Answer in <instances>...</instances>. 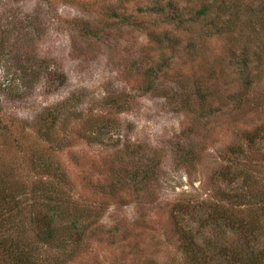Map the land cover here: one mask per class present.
Here are the masks:
<instances>
[{
	"label": "rangeland",
	"instance_id": "1",
	"mask_svg": "<svg viewBox=\"0 0 264 264\" xmlns=\"http://www.w3.org/2000/svg\"><path fill=\"white\" fill-rule=\"evenodd\" d=\"M259 58L264 0H0V184H64L96 227L70 259L49 248L37 259L193 264L176 218L209 242L205 205L264 200ZM237 201L222 202L225 217L264 225V204Z\"/></svg>",
	"mask_w": 264,
	"mask_h": 264
},
{
	"label": "trees",
	"instance_id": "2",
	"mask_svg": "<svg viewBox=\"0 0 264 264\" xmlns=\"http://www.w3.org/2000/svg\"><path fill=\"white\" fill-rule=\"evenodd\" d=\"M228 4L237 5L232 2ZM236 9L238 11L234 10L231 18H238L239 14H242L243 9L239 5ZM206 10L207 8L198 10L200 17L206 15ZM224 21L223 31H227L230 28L229 22L234 20ZM217 23L215 21L216 25ZM216 25L212 26L213 29L219 30ZM252 31H255L254 27ZM253 34L257 36L256 33ZM253 61L248 53H240L238 60L240 66L237 67V71L239 77L245 80L246 86L251 84L250 66ZM259 61L264 62V59ZM235 65L233 64L234 67ZM253 134L254 132L247 133L246 138ZM251 187L247 185L245 193L248 190L250 192ZM65 188L67 187L64 184L57 186L50 182H42L39 187H29L25 191L20 186L0 184V207L6 206L0 211V258L4 260L3 264L54 263L51 261L44 263L37 259L35 252L41 248L54 249L58 252L65 250L66 254L69 252L66 258L70 259L69 257L76 254L75 249L80 247L86 234L90 236L94 233L96 227L92 220H88L90 215L86 216V212L81 211L82 208L69 202L70 198ZM247 195L251 194L247 193ZM246 197L221 194L220 200L215 204L204 206L210 209L207 216L210 223L207 225L213 235L209 242L208 239L201 237V233L187 229L182 215L176 218L174 223L180 236V248L189 263L264 264V237H261L264 235V225L259 223V219L252 220L250 224H243L241 219L236 220L238 215L236 211V215L232 213L227 217L223 215L228 209L222 204L225 200L233 202L239 199L237 208L234 207L236 210H239L240 206H252L260 210V204H264V200L259 201L257 195ZM83 214L86 218L82 221ZM230 234L234 237L232 242L227 246L218 247V241H221L222 237L227 238ZM204 245L211 247L209 252Z\"/></svg>",
	"mask_w": 264,
	"mask_h": 264
}]
</instances>
